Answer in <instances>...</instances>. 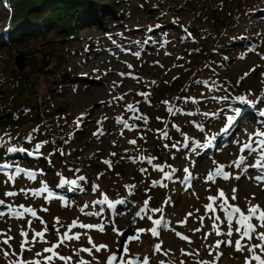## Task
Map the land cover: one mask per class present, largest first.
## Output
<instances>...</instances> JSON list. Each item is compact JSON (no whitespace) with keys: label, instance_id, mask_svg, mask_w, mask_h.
<instances>
[{"label":"rangeland","instance_id":"rangeland-1","mask_svg":"<svg viewBox=\"0 0 264 264\" xmlns=\"http://www.w3.org/2000/svg\"><path fill=\"white\" fill-rule=\"evenodd\" d=\"M85 1L94 6L88 13L79 15L76 23L67 30L74 35L71 43L62 41L68 32L59 31L43 19H31L30 25L21 22L18 27L26 40L13 43L9 33L13 29L17 2L9 0L14 7L11 28L6 30L9 17L0 7V105L6 103L3 97L11 91L12 78L23 73L27 75L28 88L36 91L33 101L39 103L42 119L41 123L34 124L30 122L33 113L25 111L26 121L21 126L6 121L0 124V133L10 135V140L5 136L9 143L14 142L17 136L27 139L31 134L32 139L28 140L32 142L33 149L41 143L40 153L56 169L45 181L42 172L35 180L21 174L14 182L8 183H5L6 175H0V199L16 208L21 204L32 207L39 217L28 214L23 219L9 215L0 217V241L12 237L9 244L0 243V264H12L18 258L38 259L37 252L58 242L56 229L62 234L73 220L102 224L104 231L72 229L70 235L81 233V238L65 241L55 249L60 255L72 257L71 264L81 258L91 264H106L107 258L119 249L122 238L113 228L120 232L129 230L133 236L138 229H144L138 240L129 242V251L141 259L148 257L149 264H161V261L163 264H197L198 261L245 264V257L249 255L247 249L235 251L234 242L239 235L234 232L232 237L217 236L209 217L220 215L223 219V213L219 209L215 214L209 213L204 205L210 202L208 196H217L218 190H223L229 203L239 206L245 213L249 201L264 209V183L257 184L254 179L242 175L243 167L254 163L257 154L241 153L236 143L237 140L246 142L249 133L264 130V125L254 119L241 122L239 116L229 127L238 126L236 130L232 129V133L222 131L227 116L234 115L235 109L250 111L247 106L252 105L257 111L264 110V59L261 58L264 56V0ZM104 15L105 19L102 18ZM98 17L102 19L92 24V32H86V26L80 21ZM3 31L8 33L7 42L2 39ZM225 43L230 45L226 47ZM221 47L224 48L223 53ZM250 48L253 51H249ZM104 52L109 56L101 61L94 62L90 58ZM137 52L140 53L138 57L134 55ZM18 56L22 57L21 69L15 64ZM27 57L29 64L26 65ZM54 64L58 68L56 72L50 69ZM182 79L183 83H180ZM189 81L191 84H186ZM197 81H207V84H198ZM90 82L98 83L100 88L85 96L83 86ZM142 92L150 94L148 101L138 95ZM118 97L123 99H116ZM186 97L197 102H185L183 98ZM240 97L247 102L237 99ZM233 98L237 99L240 107L232 106ZM13 102L14 98H9L6 104L11 106ZM129 104L134 105L138 112L128 111ZM169 107L181 111L173 115L168 112ZM137 114L147 117V122L132 119ZM117 117L136 127L132 130L124 128L117 122ZM78 118L79 126L74 123ZM44 125H49L51 132L62 134L67 143L63 146L61 139L59 144H54L56 151L53 152L43 143L46 138L42 133L47 130ZM197 125H201L203 130H199ZM168 128L173 133L170 134ZM161 130L168 132V138L161 137ZM100 132L103 134L94 135ZM210 135L218 138L213 149L204 151L205 147L198 146L193 150ZM224 135L229 139L225 141ZM130 140H136V144H130ZM174 143L177 145L175 148L172 147ZM61 150L64 155H61ZM241 155L247 157L246 165L236 171V167L230 165ZM140 157H155L153 165H164L165 171L176 169L173 179L163 180V174ZM104 160L111 161V168L103 163ZM217 164L224 165L231 178L227 181L217 178L215 183L206 181L208 172ZM169 165L170 168L167 167ZM185 168L194 178L188 188H184L181 181V177L186 175ZM141 169L147 171L141 172ZM249 174L257 175V172ZM81 175L86 177L84 181H78L76 185L65 184L69 191L63 198L53 195V199L48 200L45 198L47 193L27 198L23 193L15 197L4 195L7 191L19 193L21 188H40L43 181L48 186L52 183L60 185L61 177L76 180ZM237 175L239 179H235ZM154 180L166 183L167 187H152ZM93 184L98 188L93 190ZM130 185H135V188L130 190L126 187ZM233 189L237 190L236 200H232ZM105 196L109 202L124 200L125 203L116 204L114 208H108L107 203H96ZM169 198L171 203H165ZM145 200H149V210L141 213V218L136 213ZM44 208L48 211H43ZM81 208L84 212L80 211ZM158 208L163 211H150ZM0 209L7 212L4 206ZM88 212L101 216H88ZM148 216L153 220L162 218L167 223L166 228L163 224L159 228L157 237L148 231L154 226ZM200 217H204L203 222ZM93 218L97 221H92ZM28 220L32 221L31 225ZM217 223L221 233H225L226 224ZM45 227L49 229L45 233L47 243L33 241L25 244L24 248H31V251L24 250L21 254V244L25 239L21 232L27 231V239L32 241L34 233ZM197 228L200 231H195ZM257 231L264 232V228ZM177 232L187 236L188 240L181 239ZM206 234L207 239L204 238ZM89 236L97 246L107 245V250L96 252L93 249L91 256L85 252L74 255V250L92 247L88 243ZM227 239L233 241V246L221 244L219 249L213 247L216 241ZM252 243L259 241L253 239ZM157 244L160 251L155 250ZM5 252L9 254L5 255ZM217 252L222 253L218 259ZM54 264L64 262L56 259Z\"/></svg>","mask_w":264,"mask_h":264},{"label":"snow or ice","instance_id":"snow-or-ice-1","mask_svg":"<svg viewBox=\"0 0 264 264\" xmlns=\"http://www.w3.org/2000/svg\"><path fill=\"white\" fill-rule=\"evenodd\" d=\"M157 27H159V26H157ZM149 31H151V29H149ZM190 35L191 34L189 33V36ZM249 51H253V49L250 48ZM134 55H136L138 57L140 55V53L137 52V53H134ZM241 58H243V55L241 56ZM261 58L264 59V56H262ZM129 67L131 68L132 66L129 65ZM121 75H124V74L122 73ZM245 75H247V73H245ZM152 83L155 84L156 82L153 81ZM197 83L206 85L207 81H197ZM138 95L144 97V99L146 101H148L149 96H150V94L147 92L138 93ZM116 99H123V97H118ZM183 99H185V102H187L189 100H191L193 103L197 102L192 97H186ZM224 99H227V97H224ZM237 99L241 100L242 102H247L245 100V98H243V97H240ZM164 103L167 104L168 102L164 101ZM250 103H254V102H250ZM127 110L131 111V112H138V110L132 104L127 105ZM167 110L170 114H173V115H175L177 112L181 111L180 109L173 108V107H169ZM186 115H194V113H186ZM204 115H208V114L204 113ZM240 115H241V109L237 108L234 110V115L227 116L226 127L224 129H222V131H227V128L230 127L231 125H233L235 120ZM259 115L264 117V110H261L259 112ZM132 119L143 120L144 122H147V117H145L143 115H139V114L133 116ZM157 119H160V118L158 117ZM117 122L122 124L124 128L129 129V130H132L133 128L136 127L135 125L128 124L127 120L123 119L122 117H117ZM74 123H76L77 126H79V118ZM262 123H264V122H262ZM172 126L174 128H177V126L175 124H173ZM33 131L34 132L38 131V129H33ZM177 131H179V128H177ZM102 134H103L102 132L94 133V135H102ZM121 134H123V132H121ZM160 134H161V137L168 138V132L167 131L161 130ZM5 136H7L9 140L11 139L9 134L6 133ZM141 138H143V137H141ZM27 139H29V140L32 139L31 134L29 135V137ZM185 139L187 140V137H185ZM7 142L8 141L5 139L4 136H0V148L5 147ZM43 143H47V141H44ZM129 143L132 145H135L136 140H130ZM236 143L239 144L241 153L247 152L249 155L257 154L258 158L255 160V162L253 164L246 165L247 157L241 155L236 161H233L230 166L236 167V168H241L242 165H246L242 169V174L247 173L248 167L255 168L258 170V172L260 174L256 175L255 177H250V179H254L257 182V184L264 183V130L257 129L254 132L248 134V139L246 142H240L239 140H237ZM185 146H187V145H185ZM205 146L211 147V141H209V143L207 145H199V147H205ZM165 147H168V145H165ZM172 147L175 148V147H177V145L174 143L172 145ZM41 148H42L41 143H37L34 146V149L32 151H28L27 149L22 148V147H19V148L18 147H6V154L7 153H17V152H27V154L30 156L34 155V154L39 155ZM49 155H51V153ZM61 155H64L63 150H61ZM112 155H115V153H112ZM139 159L142 161L146 160L148 164H152V161L155 159V157H140ZM103 163L106 164L109 168H111V166H112L111 161H109V160H104ZM215 163L216 162L214 161V164ZM13 167H14V165L9 163V162L0 163V173H3L7 177L5 183L14 182L15 179L18 176H20L21 174L27 176V178L30 180H35L37 177L36 172L20 168L19 166H15L14 171H12V172L7 171L9 169H13ZM167 167L170 168L171 166L169 165ZM153 168L155 170L161 172L163 174V180H167V181H170L173 179V174L176 171V169H172L171 172L165 171V166L160 165V164L153 165ZM224 169H225L224 165L217 164L214 169H212L208 172L207 177H206V181H210L212 183H215L217 178H222L225 181L229 180L231 178V174L229 172L225 171ZM76 171H79V169H77ZM146 171H147V169H141V172H146ZM184 172L186 173V175L183 178L184 182L187 184L188 187H191V180L193 179V177H192L191 173L189 172V169L185 168ZM57 175H60V174L57 173ZM101 175H102V173H101ZM239 178H240L239 175H237L235 177V179H239ZM85 179H86V177L82 176V175L79 176L76 180H66L63 177H61L59 184H60V186H63L65 184L76 185L78 181H84ZM97 179H99V176L97 177ZM157 185H159L161 187H167V184L163 183L160 180L152 181V185H151L152 187H155ZM126 187L131 190V189L135 188V185H130V186H126ZM96 188H98V185L93 184V190H95ZM232 191H233L232 200H236L237 197H236L235 193L237 190L233 189ZM20 193H23L26 198L29 195H31V197H40L41 195L47 193V196L45 198L48 200L53 199V193L49 190L48 185L44 182H42V186L40 188H37V189L21 188L19 193L16 191H7V192H5L4 195H5V197H15V196L19 195ZM193 194L195 195V193H193ZM149 199H151V198H149ZM207 199L210 201L209 203L204 205L207 212L215 214L217 212V209H219V211L221 213H223V219L220 215H213V216L209 217L213 221L212 228H213V231L215 232V234L217 236H220L223 234V235H226L227 237H232L234 232H235L236 234L239 235V239H236L234 242L235 251L236 252H243L245 249H247V252L249 253V255L245 257V264H253V262H255V264H264V232H258L257 231L258 228H264V209H261V207L259 205H252L251 202L249 201L247 213H245L244 211L241 210V208L239 206H236V205L229 203V200L226 197V194L224 193L223 190H218L217 196H208ZM96 203H98V204L107 203L110 208H114L116 204H123V203H125V201L124 200H117V201H115V203H112V202H109L108 198L105 196V198L103 200H98V201H96ZM165 203L170 204L171 203L170 198L168 200H166ZM148 204H149V200H145L143 202V206L140 207V209L136 213V215L141 216V213H146V210H149ZM0 206H4L5 208H7V212L0 211V217H4L5 215H9V216H12V217L17 218V219H23V218H25L26 214H28L31 217L39 219V217L37 216L36 210H34L32 207H26L25 205L21 204L19 206V208H16V207H13V205H11V204H7L4 199H0ZM85 207H87V205H85ZM43 211H48V209L44 208ZM80 211L84 212V208H81ZM150 211L162 212L163 209L162 208L150 209ZM86 215L95 216V215H99V213L88 212V213H86ZM189 215H191V213H189ZM141 218H143V217H141ZM148 219L151 220L153 225H154L152 228H150L148 230V231H150L151 235L154 237L159 236L158 229L162 226V224H163V227H165V228L167 227V223L163 222L162 218L153 220L151 216H148ZM203 219H204V217H200L201 222H203ZM253 221H256V223H253ZM56 222L59 223L58 218H56ZM217 222L226 224L227 231L225 233H221V230H220ZM27 223L29 225H31L32 221L28 220ZM42 223H43V221H42ZM77 227H79L80 229H97L101 232L104 231V226L102 224H97V225L85 224V223H78V221L73 220L72 223L67 226V230L65 232H63L62 234L59 233V229H56L58 242L55 244H52L51 247L44 248L42 252H37L36 257H38V259L34 258L32 260H21L18 258L16 261L12 262V264H54V261L56 259H59L60 261L64 262V264H71L72 257H70V256L65 257L63 255H60L55 249L58 248L61 244H64L65 241L79 240L81 238V233H75L73 235H70V233L72 232V229L77 228ZM48 231H49V229L47 227H45L42 231L35 232L34 236L32 238V241H29L27 239V237L29 235L28 232L22 231L21 236L25 237V239H24L23 243L21 244V254L24 250L31 251V248H28V249L24 248L25 244L32 243L33 241L47 243V241L45 240V233ZM113 231L117 232L118 235H121V236L125 235V233L120 232L116 228H113ZM144 231H145L144 229H138L136 232V235L127 236L125 242L123 243L122 249H118L116 253H112L108 257L106 264H149V258L148 257H144L141 259L139 257L132 256L130 254V251H129V242L138 240L140 233L144 232ZM195 231H200V229L197 228V229H195ZM85 235H86V233H85ZM176 235L179 236L183 240H188L187 236H184L179 232H177ZM204 238L207 239V234L205 235ZM11 239H12V237H7L3 241H0V243L7 245V244H9V240H11ZM87 239H88V243L91 244L92 247L91 248L84 247V248H81L79 250H74V255L79 256L80 252H85L91 256V255H93V249H95L96 252H99L101 249L107 250V245L97 246L93 242V240L90 236L87 237ZM253 239L258 240L259 243L253 244L252 243ZM221 244H225L227 246H233V241L231 239L218 240V241H216V243L213 247L215 249H219ZM155 250L160 251V245L159 244L155 245ZM45 253H48L49 255H44ZM8 254H9L8 252H5V255H8ZM13 254H15V253H13ZM21 254H15V255L19 256ZM183 254L184 255H193V253H183ZM211 254L212 253L210 252L209 255H211ZM196 255H198V253H196ZM221 255H222V253L217 252L216 253V259H218ZM93 258L95 259V257H93ZM75 264H91V262L81 258L78 261H76ZM161 264H163V261H161ZM182 264H183V262H182ZM197 264H209V262L208 261H198Z\"/></svg>","mask_w":264,"mask_h":264},{"label":"trees","instance_id":"trees-1","mask_svg":"<svg viewBox=\"0 0 264 264\" xmlns=\"http://www.w3.org/2000/svg\"><path fill=\"white\" fill-rule=\"evenodd\" d=\"M15 1L17 2V8L14 14L13 29L11 31V41L13 43L15 42L22 43L26 40L21 34V29L18 26L19 23L21 22L24 23V21H26L27 18L46 20L47 23L57 27L59 31H66L67 33L68 32L67 30L76 23L77 17H80L81 15L88 13L89 11H91L90 10L91 7L94 6L93 4L87 3L85 0H15ZM31 12L33 13L29 14ZM161 15L165 16V13L162 12ZM73 38L74 35L71 32H68L65 38L62 39V41L66 43H71ZM225 44L226 45L224 46L226 47L230 45V43H225ZM220 51L221 53H223L224 48L221 47ZM28 58L29 57H27L28 61H26V65L29 64ZM51 68L54 70V72L58 70L55 64L54 66L50 67V69ZM63 73L65 72L63 71ZM14 77L15 78H12L13 81L11 82V91L3 97V100L6 103L7 100H9V98L10 99L14 98V102L11 106L7 105L6 103L0 105V124H3L6 121H8L12 124H15L17 127L21 126L22 123L26 121L23 114L25 111H31V113H33L34 115V117L31 118L30 122L34 124L41 123L42 119L40 118L41 116H39L40 113L39 103H37L35 100L33 101L34 99L33 97L34 94H36V91L29 89L28 86L26 85L27 75L23 73H18ZM191 78H193V76ZM191 82L192 81H189V83L186 84L190 85ZM180 83H183V79L180 80ZM42 107L43 108L46 107L45 103L42 104ZM46 110L48 111V109ZM44 126L50 129L49 125H44ZM46 134H47L46 131L42 133V135L46 138L47 141L46 145L51 150H53V152H55L56 149H53V146L54 144H59L60 140L55 139L50 135L47 136ZM0 136H4V135L0 133ZM24 138L25 137L17 136L14 142L11 143L7 142L5 147L0 148V157L6 161L13 160L15 162L24 163L35 170L40 169V171L43 172L44 177H49L53 173H55L56 169L54 167H51L46 162L45 158L42 155H34L33 157V156L24 155L20 152L6 154V147H18V148L27 147L33 149L32 142ZM65 142L67 143L66 140Z\"/></svg>","mask_w":264,"mask_h":264},{"label":"bare ground","instance_id":"bare-ground-1","mask_svg":"<svg viewBox=\"0 0 264 264\" xmlns=\"http://www.w3.org/2000/svg\"><path fill=\"white\" fill-rule=\"evenodd\" d=\"M102 18L103 19H105L106 18V16L104 15V16H102ZM102 18H97V19H91V20H86V19H84V20H82V21H80L81 22V24H84L85 26H86V32H88V33H91L92 32V24H96L97 23V21L98 20H100V19H102ZM32 18H27V20L26 21H24V24L23 25H30V20H31ZM19 23V22H18ZM89 24V25H88ZM19 25H20V23H19ZM11 28V27H10ZM85 28V27H84ZM12 31V30H11ZM31 32H33V30L31 31ZM21 34H22V30H21ZM27 35V34H26ZM93 51V50H92ZM107 56H109L108 55V53L107 52H104V53H96L93 57H90L94 62H96V61H101L102 59H105ZM97 85H98V83H93V82H90V83H88V84H86L85 86H83V89H85L86 90V92H85V96L86 95H92L93 93H95V92H97V89H99L100 87H97ZM98 216H101V214H99ZM97 216V218H99ZM92 221H97V219L96 218H93L92 219Z\"/></svg>","mask_w":264,"mask_h":264},{"label":"water","instance_id":"water-1","mask_svg":"<svg viewBox=\"0 0 264 264\" xmlns=\"http://www.w3.org/2000/svg\"><path fill=\"white\" fill-rule=\"evenodd\" d=\"M21 61H22V57H21V56H18V57L15 58V64L17 65V67H18L19 69L22 68V63H21ZM123 233H125V235L122 236V238H121V240H120V242H119V249H122L123 243L125 242V240H126L125 238H126L127 236H133V235H131V233H130L129 230H125V231H123ZM133 256L138 257L137 254H135V255H133ZM107 259H108V258H107ZM106 261H107V260H106Z\"/></svg>","mask_w":264,"mask_h":264}]
</instances>
